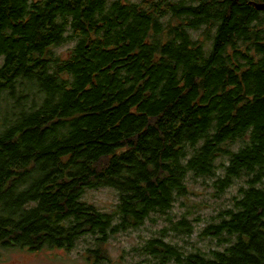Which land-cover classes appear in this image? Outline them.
I'll return each instance as SVG.
<instances>
[{
	"label": "trees",
	"instance_id": "16d2710c",
	"mask_svg": "<svg viewBox=\"0 0 264 264\" xmlns=\"http://www.w3.org/2000/svg\"><path fill=\"white\" fill-rule=\"evenodd\" d=\"M264 0H0V249L102 243L189 184L240 194L142 247L155 264H264ZM68 48L66 53L60 47ZM119 193L114 213L84 199ZM118 221V222H116ZM209 246L196 247L198 235ZM188 241V242H187Z\"/></svg>",
	"mask_w": 264,
	"mask_h": 264
},
{
	"label": "rangeland",
	"instance_id": "374dc122",
	"mask_svg": "<svg viewBox=\"0 0 264 264\" xmlns=\"http://www.w3.org/2000/svg\"><path fill=\"white\" fill-rule=\"evenodd\" d=\"M68 48L60 47L58 51L66 53ZM204 182L206 181L202 180L197 184L195 182L189 184L192 194L178 197L173 203L170 212L175 215V222L169 224L167 214L153 212L140 226L111 235L101 245L109 259L106 264H155L154 258L142 250L148 239L164 237L167 241L186 245L184 240L188 236L185 237L180 231L174 229V223L185 214L192 219L201 217L203 220L196 222V230L199 233L206 222L222 209L229 207L233 197L240 194L242 184V181L234 179L233 184L224 193L216 194L212 182L210 185ZM84 199L104 212L114 213L119 204V193L112 187H99L89 189ZM189 239L196 243V247L206 249L209 246V239L199 234ZM95 247H97L95 237L87 234L82 236L71 249L43 248L36 252L22 248L0 249V264H101L94 262L92 257H88V249Z\"/></svg>",
	"mask_w": 264,
	"mask_h": 264
},
{
	"label": "water",
	"instance_id": "95a60500",
	"mask_svg": "<svg viewBox=\"0 0 264 264\" xmlns=\"http://www.w3.org/2000/svg\"><path fill=\"white\" fill-rule=\"evenodd\" d=\"M255 5L258 10H264V3H256Z\"/></svg>",
	"mask_w": 264,
	"mask_h": 264
}]
</instances>
